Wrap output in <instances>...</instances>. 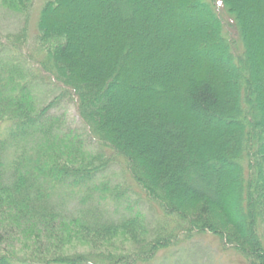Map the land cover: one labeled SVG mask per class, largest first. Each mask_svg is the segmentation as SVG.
Here are the masks:
<instances>
[{
    "label": "trees",
    "instance_id": "trees-1",
    "mask_svg": "<svg viewBox=\"0 0 264 264\" xmlns=\"http://www.w3.org/2000/svg\"><path fill=\"white\" fill-rule=\"evenodd\" d=\"M0 8L24 21L0 29V264L117 234L133 249L99 264H147L206 232L264 264V0H45L34 31L32 0Z\"/></svg>",
    "mask_w": 264,
    "mask_h": 264
},
{
    "label": "rangeland",
    "instance_id": "rangeland-1",
    "mask_svg": "<svg viewBox=\"0 0 264 264\" xmlns=\"http://www.w3.org/2000/svg\"><path fill=\"white\" fill-rule=\"evenodd\" d=\"M44 2L45 0H32V11L30 15L31 31L35 30V23H36L38 11ZM196 13L200 15L199 12ZM201 17H203L202 14ZM220 17L224 25L225 35H227L229 41H231L230 42L231 47L232 44L234 43V48H233L234 53L236 54L238 52L241 53V51L238 50L237 52V49H235V45L237 46V48L238 46L239 47L242 46L240 43L241 42L240 38L236 32V27L234 26V21L231 18H229L227 14H224L223 16L220 15ZM199 20L200 17L199 19H196V21ZM23 23L24 21L22 16L17 15L15 13L11 14L7 10L0 8V29L4 33L7 31L8 33H16L19 30V28L23 26L22 25ZM29 41L30 44L32 45V39H30ZM261 42L264 44V41H260V39L259 40L255 39L254 44L256 45L257 43L258 46H261L262 45ZM212 48L215 49L213 46ZM213 49L212 50L210 49L206 54L207 55L210 53H212V55L216 54L217 50L213 51ZM258 50L259 52L257 54V59L259 60V67H260L259 78H261L263 77L261 76L262 75L261 72L263 73L264 70V56L262 57L261 54L262 53L264 54V49L260 47V49ZM206 54L205 56H207ZM260 56L262 58H260ZM227 63L228 62H225L221 57H218L216 64L217 70L220 71L223 67L225 68L228 67ZM191 68H193L192 71H195L196 73L202 72L200 67L193 66L189 68L188 66L189 70ZM162 71L165 70L160 69V72ZM155 87L162 89L163 82L161 81L159 85L157 84V86ZM65 108L67 111L68 118L71 120L75 115L74 108L72 105H66ZM89 147L92 149H97L98 144L93 141L91 144H89ZM111 169H113V167ZM116 176H117V167L115 168L114 176L111 178L113 180V181L111 180L113 184L117 183L118 178H116ZM226 179L227 178L225 177V180ZM134 189L138 191L135 187ZM133 200H135V196L129 197L128 195L127 197L126 195V197L124 198V201L131 205L135 203ZM111 206L109 211L113 212ZM136 206L138 207V205ZM143 206L144 209L148 208V207L145 208L144 204ZM122 207L121 206L117 207V209L114 210V213L112 215L111 214L108 215V217L109 218L113 217L116 218L117 220V218L121 217L124 214L122 213L124 212V210H122ZM68 209L70 210L71 208L69 207ZM144 209L142 210L144 211ZM77 213H78L77 211L72 212V214L75 215ZM78 215L79 214H77L76 216ZM145 216L148 224L152 226L154 223H156L157 216L160 217V212L155 206H152L151 212H148V214H145ZM133 246H134L133 243L129 242L128 236L123 234H117L108 240L103 239L102 237H97L95 239L93 238V240L91 241L90 240L85 241L80 238H75L70 243L69 253H72L71 255H75L78 257V259H76L75 262H81L82 264H99L104 262L110 263V261L112 260L109 258L111 257L116 258L118 254L130 253L131 250L133 249ZM147 264H246V263L234 249H232L229 246H227L226 248H222L219 239L215 235L206 232L202 234L195 233L192 235L190 239L187 240L180 239L176 244L160 250L156 255V257L150 260L149 263Z\"/></svg>",
    "mask_w": 264,
    "mask_h": 264
}]
</instances>
